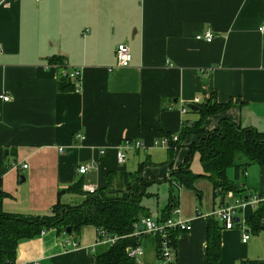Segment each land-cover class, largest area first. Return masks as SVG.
Masks as SVG:
<instances>
[{
	"label": "crops",
	"instance_id": "1",
	"mask_svg": "<svg viewBox=\"0 0 264 264\" xmlns=\"http://www.w3.org/2000/svg\"><path fill=\"white\" fill-rule=\"evenodd\" d=\"M263 20L264 0H0L2 210L51 216L55 204L83 201L82 194L69 188L88 180L87 174L95 176L89 180L98 189L116 194L127 189L124 174L141 168L149 184L168 179L178 189L181 209L174 214L168 202L153 217L144 205L146 215L180 217L192 225L175 233L174 264H207L210 231L221 236L219 264H264V215L252 219L257 206L247 204L239 212V225L227 229L215 212L238 194L217 192L205 177L190 186L201 206L193 195L190 205L183 195L180 206L182 186H173L170 171L185 161L196 135L184 138L173 163L169 153L167 160L156 158L157 149L168 152V147L155 144L178 134L184 120L200 118L188 103L230 104L204 118L207 130L226 118L264 131V33L258 30ZM206 31L215 34L212 42L197 39ZM121 43L132 53L127 67H116ZM64 61L69 70L81 69L80 89L75 79L60 89L59 63ZM184 106L189 109L185 113ZM125 140H140L145 150L129 149L120 164L116 151ZM237 162L246 166L245 174L236 180L230 168L228 178L245 189L244 197L264 198V165L244 155ZM12 163L20 167L12 168ZM84 163L93 167L83 175L77 167ZM247 229L251 236L243 242ZM65 233L57 225L22 238L12 264L98 263V252L106 245H96L95 225L68 234L79 242L75 248L66 249ZM142 244L144 260L157 263L156 239L144 235Z\"/></svg>",
	"mask_w": 264,
	"mask_h": 264
},
{
	"label": "trees",
	"instance_id": "2",
	"mask_svg": "<svg viewBox=\"0 0 264 264\" xmlns=\"http://www.w3.org/2000/svg\"><path fill=\"white\" fill-rule=\"evenodd\" d=\"M60 78L63 82L60 89L67 88L72 78L61 75ZM198 105L200 118L195 121L184 120L183 127L178 133V140L171 141L168 148L169 160L173 163L183 146L184 138L189 134L196 135L195 141L188 146L185 161L177 169L170 171V180L173 186L179 188L183 184L192 186L196 179L205 177L213 182L217 192L225 195L232 191L244 197L242 194L245 189L236 180L242 171L245 174L246 166L238 163L237 158L244 155L251 163L264 165V131L244 127L226 118L222 119L215 129L207 130L204 127V118L228 108L230 104L215 101ZM195 152L199 153L203 168L200 173L191 169L192 156ZM232 167L235 169L236 180H230L227 175V171ZM124 175L129 177L127 189L116 194H107L105 189L98 188L94 193H86L82 186L87 179L71 186L69 190L82 194L83 201L77 205L55 204L54 214L51 216L28 217L4 212L0 195V264L14 263L19 241L40 233L44 227L62 225L65 231L71 227V233L65 235L76 236V231L88 224L95 225L97 229H104L110 235L122 236L115 243L100 249L97 264H140L128 256L126 248L136 243L134 237L128 236L134 230V222L147 216L142 198L146 194L149 181L142 176L141 168ZM178 197L176 194L171 195L169 200L171 209L178 204ZM257 207L258 210L252 219L264 215V201ZM207 254V264H219L220 233L210 231Z\"/></svg>",
	"mask_w": 264,
	"mask_h": 264
},
{
	"label": "built area",
	"instance_id": "3",
	"mask_svg": "<svg viewBox=\"0 0 264 264\" xmlns=\"http://www.w3.org/2000/svg\"><path fill=\"white\" fill-rule=\"evenodd\" d=\"M258 30L261 33H264V20L259 24ZM215 38V34L212 31H206L204 33H200L197 35V39L206 40L207 42H212ZM117 64L116 67H127L130 65L132 61V53L127 44L121 43L117 47ZM60 66V75L67 76L69 78L75 79L77 81V88L80 89L82 87L81 76L82 72L80 68H73L72 70L68 69V65L66 61L63 63H59ZM112 69V68H111ZM2 98L8 100L10 98L9 95H3ZM198 102V101H196ZM188 107L184 106L182 112H187ZM178 134L174 135H166L160 141H156L155 144H158L162 147H170L171 141H177ZM137 148L144 149L145 144L140 140H125L120 147L116 151L117 161L120 164H124L127 160V153L129 149ZM102 153H105V149L102 150ZM12 168H19V163L10 164ZM27 164H22L23 168H26ZM93 164L84 163L80 164L77 167V170L81 174H86L91 171ZM83 190L86 193H94L97 190V185L93 183L92 180H86L82 186ZM231 199L228 200L225 204H223L220 208L215 212L216 215L224 222L225 227L227 229H233L234 227L239 225V222L236 220L239 217V212L242 208H244L247 204L252 205L253 207L258 206L261 202L264 201V198L257 194H251L247 197L243 196H234L233 194L230 196ZM179 201V199H178ZM179 205H175L173 207V213H180ZM134 230L128 236L134 237L136 243L134 245H129L126 248L127 254L130 258L134 259L136 262L140 264L147 263L144 260L145 257V248L142 244V237L144 235L152 236L156 239V251L158 256V261L155 264H174L177 257V248L175 243V233L177 231H188L192 229V225L189 221L178 217L177 220L173 219L172 216L164 219L157 220L151 216H143L136 222H134ZM251 236V232L249 229L243 230L242 241L247 242ZM120 235H110L104 229H98L97 234V242L96 245H108L115 243ZM64 246L66 249H71L79 246V242L77 239L71 238L68 235L64 238ZM33 264H39L38 261H35Z\"/></svg>",
	"mask_w": 264,
	"mask_h": 264
},
{
	"label": "rangeland",
	"instance_id": "4",
	"mask_svg": "<svg viewBox=\"0 0 264 264\" xmlns=\"http://www.w3.org/2000/svg\"><path fill=\"white\" fill-rule=\"evenodd\" d=\"M180 151L182 152L183 150L181 149ZM167 154H168L167 148H160V150H158V149L156 150V158L157 159H161V160L166 159L167 160ZM191 169L193 171H199V170L201 171L203 169L202 164L200 162V156H199L198 152L197 153L195 152L192 156ZM231 169H234V168H231ZM232 176H233L232 178H235V174H233ZM243 177L244 176H242L241 179H243ZM198 181H196L194 185L197 188H202L197 183ZM181 188L182 189L179 190L180 202H181L180 206L181 207L183 205V195L185 198V202L188 205H190V203L192 202V200H193L192 195H193L194 201L196 202V205L198 204V206H201L200 200L197 199L194 191L191 190L192 187L186 186L185 184H183ZM148 191H150L153 194L150 195L149 193H147ZM171 192H174V194L178 195V189L177 188L172 189L171 183L168 179L156 181V182H153V183L147 185L146 194L143 196L142 200H143V204L148 206L151 209V216L156 217V214L158 211L157 209H162L163 207H165L168 204L169 195ZM205 197H206V195H205Z\"/></svg>",
	"mask_w": 264,
	"mask_h": 264
},
{
	"label": "water",
	"instance_id": "5",
	"mask_svg": "<svg viewBox=\"0 0 264 264\" xmlns=\"http://www.w3.org/2000/svg\"><path fill=\"white\" fill-rule=\"evenodd\" d=\"M187 106L191 109V110H199V105H197L196 103H188ZM8 152V150H7ZM87 178L88 179H94L95 176H91L90 174H87ZM23 181H25V178L23 177L22 179ZM236 220L239 222L240 221V217H237ZM67 233H71V227H68L66 230Z\"/></svg>",
	"mask_w": 264,
	"mask_h": 264
}]
</instances>
